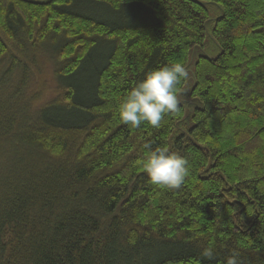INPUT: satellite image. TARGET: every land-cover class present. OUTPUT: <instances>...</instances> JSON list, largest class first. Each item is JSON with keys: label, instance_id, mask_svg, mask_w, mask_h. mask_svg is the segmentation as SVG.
Instances as JSON below:
<instances>
[{"label": "trees", "instance_id": "16d2710c", "mask_svg": "<svg viewBox=\"0 0 264 264\" xmlns=\"http://www.w3.org/2000/svg\"><path fill=\"white\" fill-rule=\"evenodd\" d=\"M208 33L220 52L194 63L190 119L179 104L158 128L125 125L130 87L187 71ZM46 47L64 93L36 111L26 62ZM5 65L0 264H264V0H0ZM145 144L189 161L179 188L148 180Z\"/></svg>", "mask_w": 264, "mask_h": 264}, {"label": "clouds", "instance_id": "9594fccd", "mask_svg": "<svg viewBox=\"0 0 264 264\" xmlns=\"http://www.w3.org/2000/svg\"><path fill=\"white\" fill-rule=\"evenodd\" d=\"M186 76V68L179 62L147 72L118 104V118L133 129L142 125L160 127L166 114L179 111L178 85ZM145 148L149 152L142 161V168L148 180L153 185L179 188L189 175V161L166 147L152 149L150 144H145ZM203 255L212 259L213 249L206 248ZM226 264H242L239 254L233 252Z\"/></svg>", "mask_w": 264, "mask_h": 264}, {"label": "rangeland", "instance_id": "374dc122", "mask_svg": "<svg viewBox=\"0 0 264 264\" xmlns=\"http://www.w3.org/2000/svg\"><path fill=\"white\" fill-rule=\"evenodd\" d=\"M206 8L210 13L208 27L211 29L215 23V20L219 17L220 12L217 10V8H215L212 5H207ZM219 52L220 51L217 48V46L210 39L209 33L206 36V40L204 42L203 47L196 48L192 51V55L190 57V61L187 68L186 86L178 97L180 104L183 105L186 121L190 119L192 111L195 110V108L198 106V104L195 101L190 99V92L193 86L192 75H193L194 63L200 57H208L213 59L219 54ZM34 57L35 59H37L36 66L35 64L29 65L30 61H27L26 63L29 67V72H30L29 79L31 80L30 84L32 85L31 92L36 91L40 86L43 89V94L41 99H39L34 106V109L38 111L47 104L55 100L62 101L64 90L60 88L57 79L55 78V71L57 69L58 64L55 62L54 59L53 60L51 59V52L49 48L46 47L40 49V53L35 54ZM22 62H24V60H22ZM4 68H6V65L0 68V72L4 70ZM18 72L19 70L17 69L16 74L14 75L13 78H16ZM13 78L12 80H10L12 81V84L16 81V79ZM10 83L11 82H9L8 86L11 85ZM173 138L172 140L175 139Z\"/></svg>", "mask_w": 264, "mask_h": 264}]
</instances>
